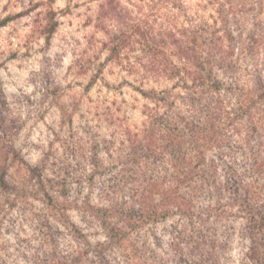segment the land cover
I'll use <instances>...</instances> for the list:
<instances>
[{
  "label": "rangeland",
  "instance_id": "1",
  "mask_svg": "<svg viewBox=\"0 0 264 264\" xmlns=\"http://www.w3.org/2000/svg\"><path fill=\"white\" fill-rule=\"evenodd\" d=\"M218 1L227 2L225 12L238 48L232 61L241 65L238 78L254 87L258 76L264 79V42L260 41L263 45L254 57L249 46L253 36L262 40L264 0H182L180 8L172 7L168 0H115V4L141 15L142 20L159 15L188 29L202 43L198 31L201 24L207 35L213 31ZM48 8L58 23L50 42L41 32ZM111 8L109 0H0L2 18L29 11L0 28V174L3 168L7 184L6 189L0 184V264L193 262L191 242L186 252L177 243L179 216L159 224L139 222L116 242L91 216L90 205H108L114 195L110 182L117 175V185L123 189H118L122 192L117 196L128 201L118 139L143 129L148 123V105L154 107L128 84L143 85L135 73L136 59L130 48L113 62L105 50L104 44L115 35L123 32L128 38L132 33L130 12L124 24L110 18ZM218 37L222 39L218 47L224 52L215 54L213 61H230L225 59L227 38L223 32ZM93 80L96 83L88 90ZM174 83L147 82L144 87L160 90ZM220 97L232 114L238 112L235 94L223 92ZM259 97L247 103L264 123V100ZM113 140L117 144L112 156L105 147ZM210 155L218 158L215 152ZM95 158L109 159L105 170L93 164ZM29 167L41 169L55 204L41 191ZM64 178L69 185L66 194L58 184ZM52 181L57 183L54 188L50 187ZM216 199L204 202L218 207ZM222 203H228L225 195ZM227 208L230 215L238 213L236 207ZM232 221L226 223L227 229L233 228L228 238L224 230L220 232L227 248L220 251L221 264H249L245 254L250 241L240 233L241 221ZM184 253L187 256L182 261Z\"/></svg>",
  "mask_w": 264,
  "mask_h": 264
},
{
  "label": "trees",
  "instance_id": "2",
  "mask_svg": "<svg viewBox=\"0 0 264 264\" xmlns=\"http://www.w3.org/2000/svg\"><path fill=\"white\" fill-rule=\"evenodd\" d=\"M168 2L174 8L183 6L182 0ZM109 3L113 20H122L125 24L130 12L132 33L128 38L123 32L115 35L104 44L105 50L110 52L113 62L120 60L123 52L130 48L136 59L135 73L143 85L128 84L154 107L148 105V123L143 129L129 131L126 139H118L121 170L127 176L129 191H124L128 201H121L117 196L122 192L118 190L121 188L117 185L120 183L117 175V179L110 182L114 195L108 199V205H90L91 216L115 242L139 222L159 224L179 216L177 223L181 228L177 243L186 252V245L191 242L189 255L193 259L191 263L182 264H221L220 251L227 249L225 241L220 239L221 229L228 238L233 228L231 225L227 229L226 223L240 220V233L250 241L246 261L264 264V123L247 103L250 98L259 96L264 100V79L258 76L257 85L249 87L238 78L241 65L239 61H232L238 48L234 45L236 37L231 30L230 17L225 12L227 2L218 1L214 5L218 17L209 35L201 24L198 32L202 34V43H198L188 29L159 15L142 20L141 15H132L134 11L116 7L115 0ZM27 12L0 17V28L24 17ZM53 16V10L48 8L41 23L47 42L58 28ZM260 26L264 30V23ZM220 32L227 38L225 59L230 61H213L215 54L224 52L218 47L222 40L217 38ZM260 33L262 40H256L255 36L251 39L249 52L253 57L264 42V31ZM147 82L148 85L175 83L159 90L144 87ZM95 83L93 80L88 90ZM223 92L238 97V112L232 114L223 103L220 97ZM116 140L105 147L112 156ZM213 152L217 153V159L210 155ZM107 160L95 158L93 164L104 166L105 170ZM29 169L49 202L55 204L56 198L43 180L41 169ZM1 170L0 184L6 189L5 171ZM62 181L64 183L58 184L63 185L66 194L67 178ZM51 183V188L57 184ZM224 195L227 205L222 203ZM213 198H217L220 206L204 202ZM227 207L238 208L239 214L230 215ZM183 256L187 255H182V261Z\"/></svg>",
  "mask_w": 264,
  "mask_h": 264
}]
</instances>
